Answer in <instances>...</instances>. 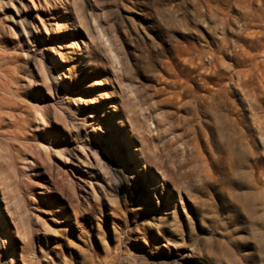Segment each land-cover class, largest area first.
Returning <instances> with one entry per match:
<instances>
[{
  "label": "rangeland",
  "instance_id": "374dc122",
  "mask_svg": "<svg viewBox=\"0 0 264 264\" xmlns=\"http://www.w3.org/2000/svg\"><path fill=\"white\" fill-rule=\"evenodd\" d=\"M0 42L51 73L0 141V264H264V0H0Z\"/></svg>",
  "mask_w": 264,
  "mask_h": 264
},
{
  "label": "bare ground",
  "instance_id": "6f19581e",
  "mask_svg": "<svg viewBox=\"0 0 264 264\" xmlns=\"http://www.w3.org/2000/svg\"><path fill=\"white\" fill-rule=\"evenodd\" d=\"M19 12H22V9L19 8L18 13ZM21 18L23 19L19 22L22 24L23 32L28 37V42L30 43V37H34V39L37 40L34 36L33 23L30 18ZM61 59L62 61H67L64 55H62ZM32 60H34V58H32ZM38 63L39 64H36L35 62L33 67L30 63H27L26 65H28V68H26V66L20 64V56L17 54H11L8 51V48L0 42V141L7 137V120L13 119L16 121L19 113L18 110L25 105V100L23 99L24 95L29 94L36 100L38 105L36 107L38 110L44 108L42 105L44 102V91L42 87H44V80H49L48 76L51 73L48 71V64H46L44 58ZM63 74L65 77H69V74L66 72ZM52 76L54 83L59 80L57 75ZM23 82H27V84L23 85ZM113 123H117L115 117H113ZM77 157L81 159L79 156ZM130 163L135 167H138V162L133 157L131 158ZM184 253L187 256L192 257L194 249L191 248Z\"/></svg>",
  "mask_w": 264,
  "mask_h": 264
}]
</instances>
